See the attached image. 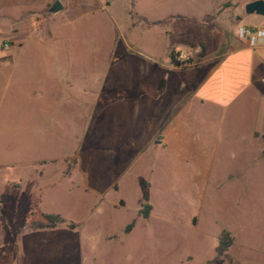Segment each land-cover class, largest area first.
<instances>
[{"label":"rangeland","instance_id":"rangeland-1","mask_svg":"<svg viewBox=\"0 0 264 264\" xmlns=\"http://www.w3.org/2000/svg\"><path fill=\"white\" fill-rule=\"evenodd\" d=\"M209 2L134 0L161 21L129 31L130 0H109L110 12L74 18L46 44L0 47L11 53L0 61V264H215L222 230L233 241L219 264H262L264 157L250 137L260 106L241 96L227 111L186 109L172 88L188 75L163 69V31L196 35L163 18ZM233 12L236 28L263 26L242 5ZM133 86L128 98L100 94ZM16 190L79 224L27 228L8 208Z\"/></svg>","mask_w":264,"mask_h":264},{"label":"crops","instance_id":"crops-1","mask_svg":"<svg viewBox=\"0 0 264 264\" xmlns=\"http://www.w3.org/2000/svg\"><path fill=\"white\" fill-rule=\"evenodd\" d=\"M53 1L0 0V31L4 33L2 42L8 40L7 51L20 49L27 39L37 45L46 44L55 38L56 31L66 22L95 11H111L109 0H58L61 9L50 13L47 9ZM249 1L210 0L204 8L187 13L176 12L163 18V22L175 19L189 21L190 28H183L185 23L177 25L179 32L194 29L196 34L193 39L184 35L171 36L172 26L163 31L169 37L168 42L163 43L165 75H188L172 88V93L185 102L186 109L203 106L210 115L211 110L227 111L244 96L260 106L264 119V34L257 37L252 45L246 38L235 35L238 24L234 21L238 18H235L233 9ZM133 5L134 0H130V7L126 4L124 8L129 31L143 19L132 9ZM57 19L60 20L57 22ZM143 20L145 26L161 21ZM262 25L258 28L264 29V20ZM122 38L123 47L129 48V40L125 36ZM171 49L178 53V59L187 58L189 63L182 67L171 65L168 61ZM10 60V52L0 57L3 62ZM177 103L178 100L172 102L170 108L173 109ZM250 137L256 147L255 156L264 157V121L261 129ZM262 261L264 264V258Z\"/></svg>","mask_w":264,"mask_h":264},{"label":"trees","instance_id":"trees-1","mask_svg":"<svg viewBox=\"0 0 264 264\" xmlns=\"http://www.w3.org/2000/svg\"><path fill=\"white\" fill-rule=\"evenodd\" d=\"M168 61L173 66H184L189 63V60L178 59V53L173 49L168 52ZM135 90V86L129 89H109L103 90L100 94L112 95L120 98H128L131 93ZM8 208L10 211L15 213V217H24L23 224L30 229L39 228H53L57 225H64L68 229L76 227L79 222L66 220L58 214L43 212L39 209L40 197L38 194L25 193L21 190L15 191L11 196L7 197ZM150 206L147 203L141 204L137 211V215L145 218L147 216ZM131 226V222L128 223L124 231L127 232ZM233 238L229 235L226 230H222L218 237V241L215 247V264H219L222 261L226 249L231 245ZM217 256V258H216ZM220 256V257H219ZM208 264V263H207Z\"/></svg>","mask_w":264,"mask_h":264},{"label":"water","instance_id":"water-1","mask_svg":"<svg viewBox=\"0 0 264 264\" xmlns=\"http://www.w3.org/2000/svg\"><path fill=\"white\" fill-rule=\"evenodd\" d=\"M244 12L247 14L255 13L264 17V1L263 0H251L246 2L243 6ZM61 9V4L58 0H54L48 7L47 11L54 13Z\"/></svg>","mask_w":264,"mask_h":264},{"label":"built area","instance_id":"built-area-1","mask_svg":"<svg viewBox=\"0 0 264 264\" xmlns=\"http://www.w3.org/2000/svg\"><path fill=\"white\" fill-rule=\"evenodd\" d=\"M264 34V29L257 28L252 30L249 27H242L238 26L236 28V35L239 38H246L248 42L252 45L255 41L256 38ZM0 47H7L5 43H1Z\"/></svg>","mask_w":264,"mask_h":264}]
</instances>
